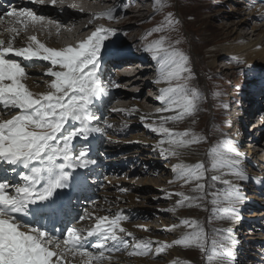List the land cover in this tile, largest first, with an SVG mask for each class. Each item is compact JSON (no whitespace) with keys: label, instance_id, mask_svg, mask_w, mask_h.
I'll return each instance as SVG.
<instances>
[{"label":"snow or ice","instance_id":"snow-or-ice-1","mask_svg":"<svg viewBox=\"0 0 264 264\" xmlns=\"http://www.w3.org/2000/svg\"><path fill=\"white\" fill-rule=\"evenodd\" d=\"M31 2L43 5L45 0ZM153 2L160 14L166 6L164 0ZM56 3L51 0L53 6ZM259 4L264 7V0H259ZM248 6L253 8L255 4L250 0ZM127 7L125 0L119 8L100 13L89 23L101 19L118 21V12ZM3 17L11 19L7 20L9 26L0 30V264H120L118 254L129 258L159 257L176 247L198 250L205 264H236L238 241L230 234L210 239L196 220L184 219L166 229H186L169 243L137 237L124 227L127 216L113 213L111 207L98 208L96 200H90L91 208L80 210L78 202L89 199L82 193L89 188L98 167L95 144L108 136V129L115 128L107 122L102 109L124 115L139 111L111 108L116 102L113 89L121 84L106 75L105 66L126 55L115 41L106 43L117 36V30L100 25L75 45L51 47L47 39L52 33L45 22L56 25L57 36L65 25L29 7L10 6L0 16V25L5 24ZM260 19L264 21V16ZM179 24L168 13L145 40L154 33L162 34L160 38L143 47L158 66L154 83L166 86L159 90L157 101L161 107L156 116L145 114L140 119L145 128L160 137L154 150L165 159L179 158L185 150L206 142L191 128L177 131L169 127L188 120L194 123L206 98L191 86L195 74L190 58L178 47L180 39L173 42L164 35L177 31ZM30 26H44L40 30L48 32L47 39L41 40L37 35L24 37ZM229 62L244 63L239 57H231ZM33 69L42 70L41 75H31ZM32 79L42 82H37L36 88L43 86L46 90L34 91L27 83ZM257 84L264 89V80ZM221 96L220 92L214 93L217 99ZM208 156L210 167L199 161L172 168L174 179L169 183L192 185L195 195L169 193L168 198L175 195L179 199L168 211L202 207L208 195L207 173L212 171L216 174L210 180L226 186L223 193L212 194L215 214L221 219L239 220L238 210L246 197L239 184L225 177L241 182L250 179L242 167L244 156L230 139L219 141Z\"/></svg>","mask_w":264,"mask_h":264},{"label":"rangeland","instance_id":"rangeland-1","mask_svg":"<svg viewBox=\"0 0 264 264\" xmlns=\"http://www.w3.org/2000/svg\"><path fill=\"white\" fill-rule=\"evenodd\" d=\"M122 1L125 2V0ZM143 1L148 3H146V8L149 11L141 19L139 18V23L137 21L138 17L134 16L136 13L128 11L129 9L120 14L122 20L132 19L129 20V24L126 27H123L122 21H117L118 24L116 22L109 24L102 21L104 27L118 30L117 36L113 37L108 43L115 41L122 47V45L128 46V44L131 46V44L137 41L138 44H141V50L143 51L145 43L159 39L162 35L154 33L145 40L147 33L152 32L154 28L160 26L168 13H171L174 18L178 19L180 24L177 31L172 32L173 35L171 33H165L164 35H169L173 42L176 39H180L181 43L178 47L190 58L191 68L195 74V79L191 81V86L197 88L206 97L202 102L204 105H207V110H209L210 114L203 117H194V123L192 120H189L178 125L170 124L169 127H176L177 131H184L192 127L191 129L198 134L201 127H198L197 124H204L206 126L207 140L198 146H193L189 149L190 151H187L186 156L192 160L194 159V161L187 159L178 161V163L154 153V151H158L154 150V147L157 145L160 137L145 128L138 115L131 117L133 114L126 116L122 113L104 109V117L107 122L113 124L116 121L115 125L119 131L114 129L107 130L108 136L105 139L113 141L111 144L100 140L96 143L94 158L101 154L97 157V160L100 161L103 158V162L99 163L97 173H93V176L90 178L89 186H92L93 192L85 195L89 199L85 200L82 198L78 202L80 210L83 211L85 208H91L90 200L98 201L97 207L101 209L102 201L107 200V208L111 207L113 213L122 212L128 217L127 222L124 224V227L127 226L128 231L139 238H151L154 241H167L169 243L177 239L186 229L179 228L175 232H167L166 229L170 228L173 224H179L184 219L196 220L207 231L210 239L213 236L221 238L230 234L232 238L238 241L235 247L236 264H264V183L262 185L258 184V182H263L264 180L261 176H258L259 174L254 176L255 172L253 168L242 166L246 173L250 169L251 177L246 182H235L240 184L241 192L246 197L244 203L239 207L240 219L236 220V222L221 219L215 214L216 206L211 203L214 198L212 194L217 191L223 193L226 186L210 180V177L216 174L212 171H208L207 173L209 180L205 181V183L208 184L206 189L208 195L202 202V207H185L174 213L168 211V209L174 207L176 201L179 199L175 195L168 198L169 193L184 192L188 195H195L191 191L192 185L181 186V183H169V181L174 179L172 172L174 166L180 163L192 165L199 161H204L206 167H210L208 153L219 141L230 139L237 145L241 140L240 136H235V131L231 133L227 130L231 124V126H238L232 121L234 119L232 117L233 112L229 115L230 109L228 110V108L232 106L234 99H243L244 94L248 90L252 89V91H249L252 93L254 90L259 89L256 86L258 85V81L264 80V63L259 62L256 58L252 62L243 60V64L229 62L230 58L233 57L229 51L239 43H256L260 40L261 46L264 47V21L260 19L261 16H264V7L260 6L259 0H251L255 4L253 8H249L248 6L250 0H164L166 6L160 14H157L153 0H126V3H141L139 4L141 6ZM106 3L111 4L113 0H107ZM120 3L113 6L119 8L121 6L119 5ZM131 7H135V5ZM123 33H126V35ZM123 38L127 39L128 42ZM134 48L138 49L139 47H133L132 49ZM144 54L147 53L144 52ZM147 58H150V55ZM151 62L153 63V60ZM199 63L201 65H198ZM217 63L221 64L217 65ZM113 72L114 74L111 73L112 77L117 75L118 70H114ZM154 73L155 71H147L142 77ZM125 81L127 80L118 83L122 84ZM34 82L37 83L38 81L35 80ZM131 84V90L137 89L139 92L145 89L143 82H132ZM155 85L157 84L154 83L153 86ZM126 89L129 88L126 87V84H122L118 90L127 93L128 99L131 98L139 103L141 107L146 108L147 96L152 95L149 88L145 89L143 93H139L137 97L134 96L135 93L133 91H126ZM216 92L222 93L219 99L214 97V93ZM253 97H249L245 104L247 105ZM221 105H227L228 108H221ZM236 107H238V103ZM111 108L119 109L117 104L114 105V103L111 105ZM154 109L152 106V111ZM246 110L251 111L252 116L259 113L256 108H246ZM145 111L152 118L157 114V108L152 113L149 109H145ZM243 118L245 119V116ZM255 118V120L251 119L247 124L253 123L251 129L254 135L258 134L257 131L262 130L264 127V123L258 120V116ZM257 127L260 129H257ZM128 128L133 130H129ZM120 133L122 134L120 135ZM226 134H230V136ZM145 139L147 141H144ZM244 144L242 147L243 151L249 149L248 146L251 145L248 137L244 140ZM121 145L122 150L126 147L129 150L123 153L120 151L119 154L117 146ZM237 149L240 150V147L238 146ZM106 151L112 154L115 152V154L110 155ZM244 152L246 153V151ZM105 154L108 157L104 159ZM133 156H136L134 157L136 164L133 165L135 171L132 169L129 171L130 166L127 171L123 172L113 170L114 164L115 166L119 162L126 164L129 158ZM257 173H259V170ZM225 178L231 179L233 177L229 176ZM257 180L259 181L257 182ZM120 188H127L128 191L121 192L119 191ZM132 196L134 199H132ZM223 206L220 205V207ZM98 214L103 215L105 213L99 212ZM144 229H147V231H144ZM118 259L120 264H141L139 262L141 259L150 264H174L175 261H180V264H185V262L187 264H205V260L198 250L194 248L182 249L179 247L170 249L159 257L129 258L124 254H118Z\"/></svg>","mask_w":264,"mask_h":264},{"label":"bare ground","instance_id":"bare-ground-1","mask_svg":"<svg viewBox=\"0 0 264 264\" xmlns=\"http://www.w3.org/2000/svg\"><path fill=\"white\" fill-rule=\"evenodd\" d=\"M106 1L107 0H63V3H61V0H57L56 5L53 6L51 4V0H45V3L43 5H41L39 3H35L34 4V3L31 2V0H6L5 3H7V5L4 8L0 9V16H2L3 13H5L7 10H9V7L10 6L15 7L17 9H20L21 7H29L31 9L37 11L38 14H43L45 17L50 18L53 21H58L61 25H65V27H63L61 29L59 36L56 35V25L55 24L47 25L46 22H45V25L44 26H46L48 28V31H50L52 33L51 39H47L48 32L41 31L40 30L41 27H44V26H38L36 28H32L30 26L29 27V30L27 31V33L28 34L38 33V36H39V38L41 40H46L47 39V43H48L49 46H51V47H61L59 44H54L55 37L61 38V41L66 46H68V45H74L75 42H79V41H82V40L86 39L87 36L91 34V31L95 30L96 27L102 25V21L105 22V19L94 20L92 23H89V20H91L94 16L100 14V11L101 10L104 9L106 11V8L110 7L111 5H117L120 2H121L120 4L122 5L124 3L122 0H119V1L118 0H113V3L114 4L113 3H111V4L106 3ZM146 3H147L146 1L145 2L143 1L141 6H139V4H141V3H139V4H135V3H132V2L127 3L128 4V7L126 9L127 10L129 9L128 11H132V13H136V14H134V16L138 17V19H137L138 23H139V18L141 19L144 16V14H146V12L149 11V10L147 11V8H146L147 5H146ZM71 5H76V7L73 8V7H71ZM133 5H135V7H138V8L131 7ZM127 10H124V11H127ZM118 14L120 15V14H122V12H118ZM3 18L4 19H7V17H3ZM129 20H132V19L131 18H128V20H122V18H120L118 21L119 22L122 21L121 24L123 25V27H126L129 24ZM115 22H116V24H118L117 21H115ZM123 36L126 37L125 35H123ZM24 37H22L21 39H23ZM123 39L128 42L127 39H125V38H123ZM127 42H125V43H127ZM51 43H53V44H51ZM140 45L141 44H138L137 41H136L134 44H131V46H129V44H128V46L127 45L126 46L125 45H122V48L126 52L127 50L132 49L133 47H139V48H141ZM229 53L233 57H239L240 59L245 60V61H248V62H252V61H254L253 59L256 58L259 62L264 63V47L261 46V40L258 41V42H256V43H245V42L244 43H239L235 47H233L232 50L229 51ZM148 56H149V54H145L144 57L142 58L144 60L143 66L139 65L138 63H136V65L133 67L134 61H136L135 60V57H130L129 58L128 56L125 55L124 58H122L121 60H119L115 64H111L110 63L107 66H105V73H106V75H109V74L111 75V73L114 74V72H113L114 70H118L117 75H115L114 78L116 79L117 82H121L123 80H127L125 82H122V84L123 85L126 84V87L129 88V89H126V91H133V93H135V95H134L135 97H137L139 93H143V91L145 89H147V88H149L150 92L152 93L151 96H154V95L155 96H158L159 95V90L161 88L165 87L166 85H164V84H157V85L153 86L154 83H150L151 82L150 81L151 77H156V75L158 74V66L156 65V62L155 61H153V63H152L151 62L152 59L151 58H147ZM146 60H147V62H146ZM197 61H199V60H197ZM200 63L198 65H201ZM218 64H221V63H217V65ZM113 66H115V68H113ZM41 71L42 70L33 69L32 72H31V75H33V76H35V75L36 76H39V75H41ZM147 71H155V73L152 74V75H149V76L142 77V75L145 72H147ZM34 81H35V79H32V80H29L27 82L29 84V86L33 88L34 91L40 92V91H45L46 90L43 86H41L39 88H36L35 87V84L36 83ZM38 82L41 83V81H38ZM132 82L133 83H135V82H143L145 89L142 90V91H139V92H138L137 89L136 90H131L130 88L132 86V84H131ZM118 89H113V92H112L113 96L116 98V102L114 103V105L117 104V106L119 107V109H125V110H131V109H134V108L135 109H138L139 111L133 112L132 113L133 116H131V117H136L135 115H138V117H141L142 115H145V114H147V116H149L150 114H148L147 111H145V109L151 110V113H152L154 110H156V108L158 109L159 107H161V105L157 101V99H154L153 97H150V95H148L147 96V100H146V108L145 107L143 108V107H141L139 105V103L135 102L131 98L128 99L127 97H129V96H128L127 93H125L123 91L121 92V90H118ZM256 95H258V96H256ZM262 96H263L262 93L261 94H253V95H250V97H253V98H251L249 100V102H248L247 105L245 103L242 104V102L240 101V99L237 98L236 100H237V103H238V107H236L237 109H235L236 112L234 113V119H232V121L236 125H241L243 123V119L242 118L244 116H245V118H248L249 117L252 120L253 119L255 120L256 119L255 117L258 116V120H261V123H264V112H263L264 111V108L262 109L261 115L258 113L255 116H252L251 115V111H249V110H246V111L243 110L246 106H247V109L256 108V105L259 104V103H261L263 101ZM258 97H261V98H259L260 99L259 101H256V99ZM247 100H245V102ZM125 102H127V103H125ZM123 104H127V105H123ZM152 106H153V108H155L153 111H152ZM200 108H202V109L197 113V115H196L197 117H200V116L203 117L204 115L205 116H208L210 114L209 110H207V105L206 104L204 105L203 102H201V104L199 106V109ZM221 108H222V106H221ZM228 110H229V108H228ZM102 111L105 114L104 109H102ZM229 115H231V111H230V114ZM114 122L116 123V121H114ZM115 123H113V125L115 126L114 130L119 131L118 128L116 127ZM190 124H191V122H190ZM124 125L126 126V124H124ZM197 125H198V127L199 126L201 127L199 129V131H198V135L200 134L201 137H203V138L206 139V132H205L206 131V129H205L206 126L204 124H200V123L197 124ZM252 125H253V123H251V125L248 126V129H250ZM230 126L228 127L227 130L229 132H231V133H232V131H235V136H239V134L236 133V126H234V125L231 126V127ZM190 128H192V127H190ZM128 129L129 130H133V129H130V128H128ZM175 130H177V129H175ZM263 130H264V127H263ZM132 132H134V131H132ZM121 134L122 133H120V135ZM226 135H228V134H226ZM228 136H230V134ZM231 137H233V136H231ZM105 138L106 137L100 138L99 140L102 141V142H106L107 144H111V142H113V141H107L108 139H105ZM262 138L264 139V133L262 135ZM241 140H242V138H241ZM144 141H147V139H145ZM101 145H103V144H101ZM95 146H96V144H95ZM236 146L238 147V143H237ZM117 147L119 148V152H118L119 154H120V151H122V153H123V152H126L127 150H129L127 147L122 150V145L121 146H117ZM248 147H249V149H252V148H255L256 146H254L251 143V145L248 146ZM101 148H102V146H101ZM107 150H108V148H107ZM188 150H185L183 152V155L181 157H179V158H171V160H174L176 162H178V161L180 162V161L187 160V159L190 160V161H194V159L192 160V159H190L189 157L186 156ZM262 150H264V147L263 146H262V148H260V150H258L257 152H254V154H253L254 156L253 155H250V154H247L244 151L243 152L241 150H239V151L244 156V161H243V165L242 166H245V161L246 162H252V163L256 164V165H254V168H253V171L255 172L254 176H257L259 174L258 176H261L263 178V180H264V167H263V164H264V156H262V158L258 157L259 156V152L261 153ZM102 151H103V148H102ZM106 152L109 153L110 155H114L115 154V152L113 154L110 153V152H108V151H106ZM154 153L157 154V155H160L159 154V151H154ZM133 154H135V153H133ZM97 155H98V152H97ZM99 155H101V154H99ZM99 155L97 157H99ZM97 157L95 156L96 159H97ZM105 157H108L107 154L104 155V159H105ZM134 157H136V156L130 157L129 160H128V162L126 164L123 163V162H119V164H116V166L114 164L113 170L116 171V172H118V171L119 172L120 171L123 172V171H127L128 168H129V166H130L131 168H129V171L131 169L135 171V169L133 167V165L136 164L134 162ZM100 158H101V156H100ZM101 161L103 162V158H101V160L98 161V165H99V163H101ZM97 168H96V172L95 173H97ZM249 168H251V167H249ZM249 170L250 169H248L247 175L249 177H251V174H250L251 172H249ZM258 170H259V173L256 174V172H258ZM251 171H252V169H251ZM231 179H233L234 183L238 181V180H235L234 178H231ZM258 181L259 180H257V182ZM263 183H264V181L263 182L262 181L258 182V184H260V185H262ZM89 192H91V193L93 192L92 186H89V188L84 193H82V197L84 195H87ZM113 197H115V196H113ZM132 199H134V197ZM173 199L175 200V198H173ZM106 202H107V200H103L102 201V204L100 206L101 209H106L107 208ZM121 257H123V256H121ZM139 262L141 264H150V263H147V261H144V259H141Z\"/></svg>","mask_w":264,"mask_h":264}]
</instances>
